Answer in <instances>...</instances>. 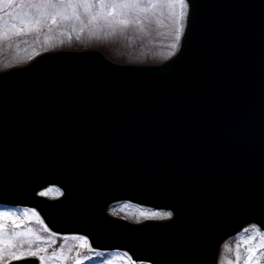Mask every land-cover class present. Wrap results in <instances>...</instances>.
Listing matches in <instances>:
<instances>
[{
  "label": "water",
  "instance_id": "obj_1",
  "mask_svg": "<svg viewBox=\"0 0 264 264\" xmlns=\"http://www.w3.org/2000/svg\"><path fill=\"white\" fill-rule=\"evenodd\" d=\"M189 12L160 65L71 52L0 73V202L152 264H216L225 239L264 225V0ZM49 183L66 197H36ZM118 200L173 218L130 225L104 213Z\"/></svg>",
  "mask_w": 264,
  "mask_h": 264
},
{
  "label": "snow or ice",
  "instance_id": "obj_2",
  "mask_svg": "<svg viewBox=\"0 0 264 264\" xmlns=\"http://www.w3.org/2000/svg\"><path fill=\"white\" fill-rule=\"evenodd\" d=\"M190 8H195V0H0V13H3L0 15V42L38 33L44 28L52 31L68 24L72 25L73 32L76 31L75 26L78 24L80 33H83L85 29L94 31L108 29L114 35L129 27H137L140 31H144L145 26L152 23L153 19L160 24L161 20L166 18L174 32L175 42L170 45L173 50L169 53L171 56L179 46ZM38 194L47 195L43 191ZM33 217L36 222L43 224L36 211L31 209L20 214L0 212V264H3L5 257L8 258L9 264L12 260L30 258L39 259L40 264H49L50 261H59L60 264H64V261L69 258L62 248L59 253L52 251L49 255L48 245L53 241L45 240L31 227L22 231L7 230L8 222L13 229H21L24 221L28 220L30 223ZM172 217V212H141L135 222L139 223L141 218L147 221L171 220ZM253 228L255 234L243 242L254 241L256 237H259V241L254 246L244 249L246 252L244 264H258L253 257L258 249L264 248V230H261L264 229V225H261L260 229H256L253 225ZM243 231L247 232V229ZM44 232H49V229L44 227ZM51 235L52 233H49V236ZM20 238H26V240ZM73 240L78 241L79 248L92 251L87 238L79 236L73 237ZM24 243L29 245L27 250L23 248ZM33 245H35L34 250ZM73 250L69 248L68 252L71 253ZM240 252L238 243L235 264H240ZM79 255L80 253L77 252L74 264H81ZM125 257H128L127 253ZM128 259L131 258L128 257ZM108 264H112V261H108ZM228 264L233 262L229 261Z\"/></svg>",
  "mask_w": 264,
  "mask_h": 264
},
{
  "label": "rangeland",
  "instance_id": "obj_3",
  "mask_svg": "<svg viewBox=\"0 0 264 264\" xmlns=\"http://www.w3.org/2000/svg\"><path fill=\"white\" fill-rule=\"evenodd\" d=\"M0 15H3V13H0ZM75 27V32L72 31L71 24L53 29L52 31L44 28L38 33L14 38L12 41L0 42V68L9 67L12 64L21 62L30 55H35L40 51L88 46L101 49L109 55L108 57L116 61L131 63L158 62L169 57V53L173 51L170 45L175 42L173 29L166 18H163L160 24H157L156 19H153L152 23L145 26L144 31H140L137 27H129L123 32H116L114 35L108 29L102 31L85 29L83 33H80L79 25L77 24ZM50 194L54 193H47V195ZM128 206L129 208L121 205L114 206L110 209V213L131 221H136L141 212L148 213L146 210L134 209L135 206ZM25 210L27 209H5L6 212L17 214L23 213ZM141 220L143 219L141 218ZM8 226L13 229L11 223ZM27 227H31L36 233L44 237L45 240L53 241V243L48 245L49 255L52 251L59 253L61 248L65 246L66 249H63V252L69 258L64 261V264L74 262L76 258L75 253L77 252L80 253L79 260L81 264H84L85 261V264H108V261H112V264H131L129 259L122 253L113 251L107 253L87 252V248L81 249L78 247V241L73 240V237L57 238L49 236L47 232H44L43 225L36 222L34 217L30 223L28 220H25L21 229H13V231H22ZM243 230L222 245L220 250L222 253H219V260L222 261L221 264H228L229 261L235 264L236 246L238 243L241 249L240 264H244V260L246 259L244 249L254 246L259 241V237H256V240L244 243L243 241L247 240L249 236H253L255 232L254 229L249 228H247V232ZM28 247L27 243L23 244L25 250ZM69 247L74 249L71 253L68 252ZM263 254L264 248L258 249L253 257L254 261L258 262V264H264V261L259 262V256ZM8 261H3V264H6ZM49 264H60V262L50 261Z\"/></svg>",
  "mask_w": 264,
  "mask_h": 264
},
{
  "label": "bare ground",
  "instance_id": "obj_4",
  "mask_svg": "<svg viewBox=\"0 0 264 264\" xmlns=\"http://www.w3.org/2000/svg\"><path fill=\"white\" fill-rule=\"evenodd\" d=\"M30 158L34 161V163L35 164H37V166H34L37 170H39L38 169V166H39V159L38 158H34L32 155L30 156ZM52 164H56V161H52ZM51 170H52V174H51V176L50 177H48V178H46V177H41L40 175H39V177H38V182L39 183H43V182H45V181H47V180H59V178H58V176L56 175V173L54 172V169H53V167L51 168ZM40 171V170H39ZM41 174V173H40ZM215 175L216 176H218V175H221V176H224V174L223 173H221L218 169L216 170V173H215ZM68 180V176H67V178H65V179H62L61 181L63 182V183H66V181Z\"/></svg>",
  "mask_w": 264,
  "mask_h": 264
}]
</instances>
